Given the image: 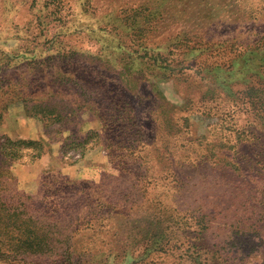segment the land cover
Returning a JSON list of instances; mask_svg holds the SVG:
<instances>
[{
	"label": "rangeland",
	"instance_id": "1",
	"mask_svg": "<svg viewBox=\"0 0 264 264\" xmlns=\"http://www.w3.org/2000/svg\"><path fill=\"white\" fill-rule=\"evenodd\" d=\"M259 91L264 0H0V136L58 141L0 181V264H264Z\"/></svg>",
	"mask_w": 264,
	"mask_h": 264
},
{
	"label": "trees",
	"instance_id": "2",
	"mask_svg": "<svg viewBox=\"0 0 264 264\" xmlns=\"http://www.w3.org/2000/svg\"><path fill=\"white\" fill-rule=\"evenodd\" d=\"M251 51V50H250ZM89 64L98 63L100 67L109 70L110 64H108L104 60H98L95 57L89 58L88 60ZM71 78H67V80H70ZM76 85H79L81 83L76 82ZM247 100L246 102L249 104V107L252 109H255V111L258 113H261V109L264 108V92L255 93L253 95H242ZM247 97V98H246ZM30 100V99H29ZM29 103H34L37 105H42L43 102L38 104V102H35L34 99H31ZM56 105H59L58 103H55ZM57 112H54V119L53 122L55 123L56 127H52V130H56V135H60V138L62 134L65 132V123L64 120L66 119L65 113L62 111H59V108L56 106ZM264 110V109H263ZM40 113H42V110H39ZM264 112V111H263ZM33 117H37L34 115ZM38 118V117H37ZM1 125V122H0ZM97 136L96 133L91 132L89 134H86L85 136H78L72 132H69V136L67 138H73V147H69L67 149L65 145V142L61 146V149L64 150L63 152L68 154L69 150H72L76 155H78V159L76 161H79L84 156V153L92 148V143L89 142L91 135ZM45 135L47 137V141L43 140H32V139H11L9 136H0V181L11 177L14 180L13 175L8 170L12 167V165H29L34 164L38 162L43 156H45L50 150L52 149V144L57 143L58 141L55 140L50 133H46ZM241 137V135H239ZM129 147V146H128ZM61 150V151H62ZM72 155L67 156V159L70 158ZM72 164V163H71ZM225 166H229L226 164ZM6 180L0 182V184H4ZM4 202L0 200V209L2 208L1 205ZM3 216H6L10 221L16 222L15 217L13 214L6 213L5 215H1L0 218ZM18 216V215H17ZM14 217V218H13ZM25 226V225H23ZM28 228V227H27ZM43 231V227H39ZM31 232V230L29 231ZM34 232V231H33ZM22 247L25 251L30 252H42L43 249L46 247L47 242L44 240V238H37V237H29L28 239H25L22 241ZM162 247H165L162 245Z\"/></svg>",
	"mask_w": 264,
	"mask_h": 264
},
{
	"label": "crops",
	"instance_id": "3",
	"mask_svg": "<svg viewBox=\"0 0 264 264\" xmlns=\"http://www.w3.org/2000/svg\"><path fill=\"white\" fill-rule=\"evenodd\" d=\"M7 132V131H6ZM9 135L10 136H16L15 134H12V133H9ZM18 136H20V137H22L23 136V134H21V135H18ZM17 136V137H18ZM55 164L54 163V159H52V158H50V159H47V160H45L44 161V159H41L39 162H36V163H34V164H29V165H26V166H28V167H31V168H33L32 170V172H33V178H35L36 177V175H37V173H39V170H40V168L41 167H43L42 165H45V164Z\"/></svg>",
	"mask_w": 264,
	"mask_h": 264
}]
</instances>
